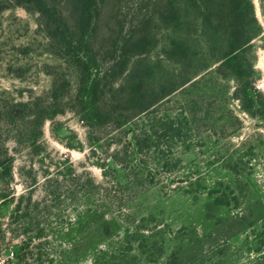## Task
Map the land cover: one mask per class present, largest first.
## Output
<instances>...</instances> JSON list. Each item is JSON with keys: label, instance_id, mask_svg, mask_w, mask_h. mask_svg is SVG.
Returning a JSON list of instances; mask_svg holds the SVG:
<instances>
[{"label": "trees", "instance_id": "obj_1", "mask_svg": "<svg viewBox=\"0 0 264 264\" xmlns=\"http://www.w3.org/2000/svg\"><path fill=\"white\" fill-rule=\"evenodd\" d=\"M10 1L34 10L54 61L43 64L52 78L48 90L20 100L12 113L13 120H19L15 150L26 145L31 155L39 154L45 122L64 113L69 103L86 123L93 152L102 147L104 134L124 138L111 156L124 174L128 171L135 187L153 184L156 169L163 168L169 176L186 179L180 180L179 188L201 189L209 195L215 186L205 180L212 168L239 174L241 162L222 153L220 139L243 126L231 100L237 99L254 115L262 95L256 85L255 41L264 27L254 0H0L4 3L0 9L9 7ZM65 65L75 74L74 92ZM2 111L9 112L6 107ZM4 125L0 122V149L2 143L6 150L11 129ZM201 146L208 147L213 158L195 163ZM14 163L13 155L0 153V204L12 201L10 218L18 222L29 214L30 195L39 180L35 177L28 185L32 190L16 194L11 186L16 179ZM188 163L193 165L187 172L177 171ZM18 169L21 173V166ZM229 203V199L213 203L208 197L204 201L201 214L205 220L215 219L218 226L213 230H203L199 223L168 231L153 212L133 216L126 224L122 211L117 215L96 202L97 208L88 205L82 214L86 237L82 250L85 257L92 255L89 264H264L261 247L254 246L258 242L248 246L246 253L256 255L246 262H241V247L215 244L222 224L230 238L244 228V217L229 209ZM3 225L0 220V251L8 238ZM28 225L9 237H23L18 252H12L17 259L13 264H31L37 247L46 246L34 243ZM92 232L98 239H109L105 246L89 242Z\"/></svg>", "mask_w": 264, "mask_h": 264}, {"label": "rangeland", "instance_id": "obj_2", "mask_svg": "<svg viewBox=\"0 0 264 264\" xmlns=\"http://www.w3.org/2000/svg\"><path fill=\"white\" fill-rule=\"evenodd\" d=\"M13 2L10 1L12 4L9 7L0 9V122L11 129L6 139L7 149L1 143L0 153L4 156L8 152L15 157L16 179L11 186L16 194L32 190L28 185L32 184L35 177L39 182L30 195L33 203L25 220L11 221L10 214L14 210L12 201L0 204V220L4 222L3 227L8 236L0 251V264H13L17 260L12 252H18V244L23 237L16 235L13 240L9 237L14 232L18 234L28 222L35 235L34 243L37 246L41 242L46 243L44 248L37 247L36 258L30 261L31 264H89L92 255L85 257L82 250L85 237L82 214L86 206L95 207L96 202L117 215L122 211V216L128 219L126 224H129L127 222L133 216L140 218L143 214L146 216L153 212L156 221L168 231L181 230L183 226L199 223L203 224V230H213L218 226L215 219L205 220L201 214L207 197L213 203L229 199V209L236 214L239 212L245 220L242 231L232 238L227 235L222 224L220 240L215 244L233 249L241 247V262L256 255L254 251L246 253L250 243L258 242L254 246H260L264 253V216L260 215L264 207V32L255 41L258 55L256 67L259 72L256 85L262 91L256 113H247L237 99H232L230 105L243 120V126L239 131L230 132L231 135L220 139L222 153L226 156L234 155L241 162L239 174L230 173L220 166L212 168L205 180L209 187L215 186L209 195L208 191L202 193L201 189L188 192L186 188H179L183 184L180 180L186 179L169 176L163 168L156 169L158 177L153 184L144 183L145 186L135 187L133 179L128 177V171L124 174L111 156L115 148L120 146L117 142L124 143V138L121 141L119 136H114V132L104 134L100 141L102 147L98 146L96 152H93L87 137L86 123L69 103L64 113L45 122L43 148L39 154L32 156L26 145L15 150V140L18 138L15 136H19V133L15 135L16 122L19 120L14 121L12 113L18 109L16 105L20 100L48 90L52 78L44 72L43 64L54 61L46 49L48 40L38 28L34 10L27 11L22 5ZM254 3L257 17L264 27V0H254ZM65 66L64 74L70 78V88L74 92L75 74ZM3 107L8 108L9 112L4 113ZM23 139H28V136ZM212 153L208 147L201 146L194 162L213 158ZM191 155L195 156L193 153ZM30 165L35 169L31 170ZM189 165L193 164L188 163L177 171L187 172L191 168ZM3 177L6 178L5 175ZM140 178L147 182L142 175ZM86 187L95 192L87 193ZM107 202L111 204L107 205ZM120 205L123 207L119 208ZM38 232H44L43 236L37 237ZM92 234L94 232L89 236ZM98 238L93 235L89 242H96V246L103 247L109 240ZM173 243L167 244V251Z\"/></svg>", "mask_w": 264, "mask_h": 264}]
</instances>
